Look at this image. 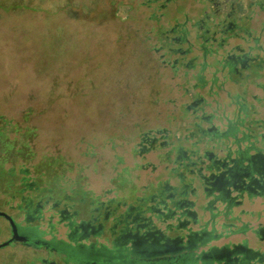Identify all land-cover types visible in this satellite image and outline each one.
<instances>
[{"label":"rangeland","instance_id":"obj_1","mask_svg":"<svg viewBox=\"0 0 264 264\" xmlns=\"http://www.w3.org/2000/svg\"><path fill=\"white\" fill-rule=\"evenodd\" d=\"M205 1L206 12L201 0H0V122H7L9 140L33 128L25 137L28 159L4 164L13 169L0 177L1 212L22 227L30 223L45 240L69 241V221L54 201L67 198L80 221L101 202L131 204L177 185L175 147L206 137L198 123L223 127L234 119L242 105L233 95L244 89L253 117L264 119V71L254 80L260 86L245 74L233 83L236 76L216 62L224 51L210 42L217 57L199 48L201 31L192 23L224 0ZM239 1L247 14L251 1ZM251 9L257 29L264 10ZM197 98L200 107L190 108ZM198 194L196 210L207 196ZM40 199L38 216L26 221L24 211ZM10 236V222L0 215V243ZM43 257L56 260L20 242L0 247V264H39Z\"/></svg>","mask_w":264,"mask_h":264},{"label":"flooded vegetation","instance_id":"obj_2","mask_svg":"<svg viewBox=\"0 0 264 264\" xmlns=\"http://www.w3.org/2000/svg\"><path fill=\"white\" fill-rule=\"evenodd\" d=\"M150 1L158 2L161 0ZM165 1L168 3L171 0ZM250 1L247 14L241 11L239 0H224L221 3L217 2L218 7H216L211 14L206 15L204 20L197 19L192 25L201 31L200 36L197 35V37L201 40L199 48L204 54L211 49L210 52L216 57L218 56V52L215 49L211 46H207L210 43V45L216 43L217 49H222L224 51V58L222 60L217 58L216 62L222 64V67L227 69L228 75L236 76L235 80L233 79V83L239 84L238 79H242L244 77L243 74H245V77L249 78L252 83L260 86L259 83L254 80L257 79L260 71H264V44L260 42L261 35H263L264 32V23L257 29L251 28L250 24L254 23V18L250 13L253 10L251 9L253 5H257L261 11L264 10V0ZM166 3L161 2L159 6L164 8L167 5ZM205 3V0H201V7L199 8L200 10L203 8L202 10L204 12H206ZM210 27L213 28L212 31ZM217 34L220 35L219 38L215 36ZM229 39L238 41L234 44H230ZM231 79L230 77V80ZM242 91L245 93L246 90L244 89ZM243 93L237 92L233 95L236 107H238V104L242 105V107L239 111V108L236 109L234 119H226L225 128L212 124L205 128L198 123L196 125L198 126V131L204 134H212L211 137L214 136L215 139H219L227 134H232L234 136L241 128L239 120L241 118L240 116L245 113L244 108L248 110V114L250 115L255 112L252 103L248 104L245 100H242ZM253 99L260 100V98L256 96H254ZM240 100L243 102L239 103ZM200 102L201 99L197 98L190 108L196 105L199 106ZM245 115L247 114L245 113ZM250 119H253V117ZM151 142L153 143V140H151ZM217 144H219V142H217ZM200 149L201 147L199 146V151L202 152ZM175 151L177 153L175 161L178 163V166H182L185 161L184 159L189 160L192 158V160L197 159L195 161L200 163V168L203 169L202 162H204V160L201 159L203 153H199L198 156H196L194 151H192L189 154L188 148H183L182 145L175 147ZM211 157H213V154H210L209 158L211 159ZM233 160L235 161L234 166L238 167L240 161L236 160V158ZM205 165L206 164H204V166ZM201 169L198 171L197 181H202L203 192L207 195L211 190L206 183L210 181H207L208 178L202 177V173L199 174ZM239 169L241 170L242 168L239 166ZM175 171L176 169L172 168V173L177 178V175L180 177L183 175ZM210 178L215 180L212 183V188H214V185L217 186L219 181L221 183V178L217 175L213 174ZM236 186L238 190L243 188L241 184H237ZM192 192L194 193L193 190ZM252 192L253 189L249 190L248 193H244L250 196ZM227 194L225 193V195ZM227 196L225 200H228L230 204L235 202L230 195ZM241 196L243 195L241 194ZM174 197L175 194L171 186L161 189L159 193L152 196L151 200L156 201V205H152L151 207L153 218L155 217L159 221L177 219L182 228H185L190 223H197V214L193 208L195 206L194 202L184 200L177 207H175L174 203L173 206L175 208L173 209L169 206V201L173 200ZM42 201V199L37 200L34 209L29 210L27 208L24 211L26 221H29L32 215H35L34 217L38 216L37 213L40 212L39 209L43 206ZM44 202H49V199H44ZM122 205L123 204L120 202L113 205L112 200L109 202H101L99 205L87 211V218L77 221L74 220L73 217L78 213L77 211H71L72 205L68 204L67 198L54 201V206L62 207L59 209L61 219L69 221V241L63 239L45 240L42 238L38 229L31 226L30 223L23 227L16 223L18 233L20 236L26 237V239H16L12 242H20L28 247L44 249L56 258L55 260L43 257L40 259L39 264H121L120 261L117 262L114 259H122V257L128 256L129 262H133L135 260L133 257H139L138 259L140 260L141 256H145L150 259L159 260L169 259L172 256L181 257L195 254L203 260L202 264H210L213 260L224 261V263L220 262L221 264H246L245 257L249 255L245 254L240 260L234 259L233 254L236 249L227 250L225 248H211L208 252L203 251L198 253L194 248L205 243L207 237L204 231L188 232L187 230L185 235L175 238H166L160 231L150 229V227H148V230H145V232L144 229H142L143 223H141L140 212L133 213L131 206L127 208L126 211L120 212L119 208ZM191 205H193V207ZM105 232L108 233V235L104 237L105 241H100L99 236H103ZM12 234L10 225L11 236L9 239L12 237ZM123 246H125V248ZM125 250H127V253H124ZM179 251H181V253L178 255L173 254Z\"/></svg>","mask_w":264,"mask_h":264},{"label":"trees","instance_id":"obj_3","mask_svg":"<svg viewBox=\"0 0 264 264\" xmlns=\"http://www.w3.org/2000/svg\"><path fill=\"white\" fill-rule=\"evenodd\" d=\"M245 113L248 114V110L244 108ZM239 125L245 127V129L242 131V138H237L242 139V140H248L249 145L248 149L246 150H254V153L251 154L250 156L247 155L246 152H239V158L236 160L240 161V167L242 168L241 170L238 167H235V161L232 158V151L231 149L227 146L224 145L223 143L217 144L215 142L214 136L212 134H204L201 133V137L206 136L199 141H197L195 144L192 142L188 148L189 154L190 152L194 151L196 156L198 154L203 153L201 155V159L204 160L202 162V167L203 169L200 168V163L196 162L195 160L197 159H184V163L182 166L180 165L179 171H175L176 173H182L183 175L180 177L179 175V183L177 185H171L172 190L175 194V197L173 200L169 201V206L172 207L173 209L177 206L180 205L184 200L194 202V207L191 205L194 209L196 207V201L194 198H197L198 190L201 189L203 191V183L201 184L202 181H199L198 186H192L193 180H197V175L198 171L201 169L202 177L208 178L206 185L210 187V192L207 193L211 194L213 192H217V198L219 200L225 201V203H229L228 200H225L227 195L232 196L233 192H237V195H246L244 192H249V190L253 189L252 194H258V195H264V122L261 120H256V119H249L246 115H243V117L240 118L239 120ZM5 127H7V122H0V177L6 174L11 173L12 169H7L4 168V164L6 161H17V157H21L25 160L28 159V153H30L31 149L26 141L25 137L27 135V132L30 133L32 132L33 128L28 127L26 128V131H24L23 136H21V139L18 141L16 139L9 140L8 137L5 135ZM198 128V126H196ZM198 130V129H197ZM238 132V131H237ZM236 135V134H235ZM234 135V136H235ZM18 142V147L14 146V143ZM204 143V148L200 149L202 152L199 151V146L201 143ZM210 144V145H209ZM217 144V145H216ZM191 153V154H194ZM210 154H213V157L211 159L209 158ZM247 157V159H246ZM247 161H246V160ZM189 162V163H188ZM204 164H206L204 166ZM185 171V172H182ZM187 172L191 174V176H187ZM217 175L219 178H221V183L219 181L218 185L212 188V183L215 181L213 178H210L212 175ZM228 174L235 175L233 179H231ZM239 174V176H238ZM242 175V176H241ZM243 175H249V177H252L253 181H247L246 178H243ZM228 176V177H227ZM241 184L243 188L241 190L237 189L236 185ZM170 187V186H168ZM167 188V187H166ZM194 191V193L192 192ZM161 189L158 190L157 193H159ZM168 192V191H167ZM156 192L147 194L144 197L138 198L137 201L131 205V210L132 212H140V217H141V223H143L142 229L148 230V227L150 229H155L160 231L166 238H175V237H182L183 235L186 234V231L188 232H198L202 230L194 229V225H199V217H198V212L197 214V223H190L188 226L185 228H182L181 225H179V221L177 219H169L168 221H161L165 224V228H161L158 226V221L155 217L153 218L152 216V211L151 207L152 205H156L155 202L151 200L152 196H155L157 194ZM166 193V192H165ZM225 193L227 195H225ZM250 194V196H252ZM194 197V198H192ZM175 203V207L173 206ZM230 204V203H229ZM132 213V214H133ZM146 232V231H145ZM144 232V233H145ZM207 239H209V235H206ZM206 239V241H207ZM164 240V239H163ZM205 241V242H206ZM125 248V246H123ZM200 245L194 249L197 250V252H202L199 251ZM129 248V247H128ZM214 248V247H213ZM211 249V248H210ZM209 249V250H210ZM217 249V248H215ZM208 250V251H209ZM205 251V252H208ZM124 253H127V250L124 251ZM181 253L175 252L173 254L178 255ZM139 257L135 259L133 262H129V257L124 256L121 258H116L114 259L115 261H120L121 264H202L203 260L199 258V256L195 255H190V256H172L169 259H150L145 256H141L140 260L138 259ZM223 260V259H222ZM215 260H213L210 264H221L220 262L224 261H218L214 263ZM246 264H249L246 262Z\"/></svg>","mask_w":264,"mask_h":264},{"label":"crops","instance_id":"obj_4","mask_svg":"<svg viewBox=\"0 0 264 264\" xmlns=\"http://www.w3.org/2000/svg\"><path fill=\"white\" fill-rule=\"evenodd\" d=\"M254 113L246 116L250 119L254 116ZM243 115L245 113L240 117H243ZM253 119L257 118L253 117ZM261 120L264 122V119ZM223 128H225V124ZM243 130L244 127L241 126L235 136L227 134L215 139V142L227 145L232 151V158H239V152L242 151L250 156L254 153V150H246L248 149L249 141L237 139L242 138ZM217 194V192L208 194L204 204L200 205V210L194 209L198 212L199 217L197 229L211 236L201 245L199 251H208L213 247L227 250L236 249L233 254L234 259L240 260L245 254H248L249 256L245 258L249 264H264V195L240 196L237 195V192H233V197L231 198L235 202L229 204L216 198ZM246 200L261 201L255 205L248 203ZM122 204L125 206L133 205V203ZM231 237L237 238L233 239ZM216 262L218 260L214 261V263Z\"/></svg>","mask_w":264,"mask_h":264},{"label":"water","instance_id":"obj_5","mask_svg":"<svg viewBox=\"0 0 264 264\" xmlns=\"http://www.w3.org/2000/svg\"><path fill=\"white\" fill-rule=\"evenodd\" d=\"M228 176L231 177V179H233L235 177V175H232V174H228ZM227 176V177H228ZM242 176V175H241ZM243 178H246V180L248 181H253L252 177H249V175H243ZM0 215H3L5 216V218H7L10 222V225H11V228H12V237L2 243H0V247L2 246H5V245H8L9 243H11L12 241L14 240H20V239H26V237L24 236H20V234L18 233V228H17V225L13 219L12 216H10L9 214L5 213V212H1L0 211Z\"/></svg>","mask_w":264,"mask_h":264}]
</instances>
